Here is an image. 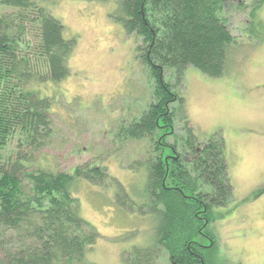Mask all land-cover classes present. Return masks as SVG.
Returning a JSON list of instances; mask_svg holds the SVG:
<instances>
[{"label": "trees", "instance_id": "trees-1", "mask_svg": "<svg viewBox=\"0 0 264 264\" xmlns=\"http://www.w3.org/2000/svg\"><path fill=\"white\" fill-rule=\"evenodd\" d=\"M111 1L112 19L147 44L143 61L152 74L156 100L122 131L128 139L154 140L141 166L148 210L158 218L155 246L133 248L124 264H152L156 247L174 264H210L219 250L211 231L213 212L222 209L225 215L233 198L224 143L218 134L206 142L197 138L181 110V94L165 73L170 68L174 86L181 84L187 68L209 78L223 75L233 39L222 15L234 0ZM0 10V138L18 131L35 150L50 132V98L38 88L41 70L53 85L69 78L75 39L64 37L62 23L45 0H0ZM142 48L138 45L136 52ZM171 103L175 107L169 109ZM174 122L183 137L174 133ZM31 168L25 159L0 166V264H87L99 235L80 217L71 188L74 180L101 185L108 174L87 166L72 176Z\"/></svg>", "mask_w": 264, "mask_h": 264}, {"label": "rangeland", "instance_id": "rangeland-1", "mask_svg": "<svg viewBox=\"0 0 264 264\" xmlns=\"http://www.w3.org/2000/svg\"><path fill=\"white\" fill-rule=\"evenodd\" d=\"M232 3L222 15L233 39L223 75L209 78L187 68L175 86L170 68L165 77L181 94V110L197 138L206 142L218 134L224 143L233 198L225 215L222 209L213 212L211 231L219 250L210 264H264V191L257 194L264 190V0ZM45 4L62 23L64 37L75 39L70 76L53 85L41 70L38 88L50 98L49 137L34 150L18 131L2 135L0 166L25 159L32 170L71 176L82 166L102 168L109 176L105 183L74 180L71 188L80 217L99 235L86 263L124 264L133 248L155 246L158 221L148 210L146 170L141 166L153 139H128L122 132L156 101L154 80L143 61L147 44L127 35L112 19L111 0ZM138 45H143L139 53ZM173 107L171 103L168 108ZM174 133L183 137L175 122ZM155 252L152 264H174L158 247Z\"/></svg>", "mask_w": 264, "mask_h": 264}]
</instances>
